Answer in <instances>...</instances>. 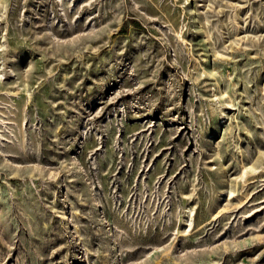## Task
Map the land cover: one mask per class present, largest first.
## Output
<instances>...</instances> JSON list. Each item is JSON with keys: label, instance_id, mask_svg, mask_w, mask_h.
<instances>
[{"label": "rangeland", "instance_id": "rangeland-1", "mask_svg": "<svg viewBox=\"0 0 264 264\" xmlns=\"http://www.w3.org/2000/svg\"><path fill=\"white\" fill-rule=\"evenodd\" d=\"M0 264H264V0H0Z\"/></svg>", "mask_w": 264, "mask_h": 264}, {"label": "bare ground", "instance_id": "bare-ground-1", "mask_svg": "<svg viewBox=\"0 0 264 264\" xmlns=\"http://www.w3.org/2000/svg\"><path fill=\"white\" fill-rule=\"evenodd\" d=\"M224 114V113H223ZM248 167V166H247ZM249 169H251V171L254 169L252 166H250V168ZM246 171H247V168L246 167H244V170H243V173H242V175L241 176H244V175H246ZM229 193L231 194V191H229ZM190 220H191V217H190Z\"/></svg>", "mask_w": 264, "mask_h": 264}]
</instances>
